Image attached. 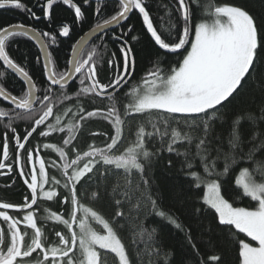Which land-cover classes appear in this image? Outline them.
Returning a JSON list of instances; mask_svg holds the SVG:
<instances>
[{
    "label": "snow or ice",
    "instance_id": "6c2138e0",
    "mask_svg": "<svg viewBox=\"0 0 264 264\" xmlns=\"http://www.w3.org/2000/svg\"><path fill=\"white\" fill-rule=\"evenodd\" d=\"M89 3L37 0L38 15L24 0H0V10L48 24L0 27V176L9 178L6 187L23 186L22 202L0 200V264H175L159 227L147 223L153 217L195 255L180 264H225L214 231L235 249L236 264H264V99L259 115L229 108L250 82L264 95L256 76L264 78V13L243 3L168 0L153 16L150 0H113L116 11L105 18L104 0L89 33L99 42L78 40L59 70L52 49L87 22ZM61 5L73 10L71 22L56 19ZM133 15L139 31L127 23ZM113 25L120 31L109 33ZM18 38L38 46L44 84L13 55ZM145 41L153 56L137 79V45ZM12 76L23 84L18 93L7 86ZM164 153L180 160L204 224L195 237L162 206L154 167ZM245 199L248 206H238ZM105 200L111 216L98 207Z\"/></svg>",
    "mask_w": 264,
    "mask_h": 264
},
{
    "label": "trees",
    "instance_id": "16d2710c",
    "mask_svg": "<svg viewBox=\"0 0 264 264\" xmlns=\"http://www.w3.org/2000/svg\"><path fill=\"white\" fill-rule=\"evenodd\" d=\"M24 2L32 7L34 11L39 15L41 9L37 5V0H24ZM219 3L229 2V3H243L255 14L264 13V5L261 4L260 0H217ZM168 3V0H150V13L156 16L162 9L158 8V5ZM104 5V2L93 3L90 2L83 10L87 15V22L78 26L72 33L71 38L64 39L61 38L60 45L52 49L54 54V59L58 62L59 70H63L66 66L67 60L71 55V47L78 40H80L84 35L91 31V28L95 26L98 17L94 16V6ZM116 11L113 1H107V4L103 8V16L105 18L110 17ZM55 16L58 21L71 22L74 19L73 10L67 8L66 6H58L55 8ZM23 22L25 25L35 26L39 30H48V24L46 21H35L30 19L24 13L17 10H0V27L7 26L12 23ZM127 23L135 26L137 31L141 28V20L137 15H133ZM115 31L119 32L120 27ZM106 41H109V49L115 50L116 43L110 41V35L105 37ZM99 42V38L94 40L92 43ZM15 51L13 55L22 63H26L27 69L33 76L34 80L38 84L45 83V76L43 70V61L41 55L36 48V46L25 38H18L17 44L14 45ZM137 50L139 52V59L137 63L136 78L139 79L140 75L143 74L149 67L151 58L153 56V50L151 45L145 41L137 45ZM26 57V62L24 58ZM39 61V62H38ZM169 62H174L170 60ZM257 78L260 79L261 83L264 84V78L258 72L256 74ZM109 77V70L107 65L100 71V79L102 82H106ZM7 86L13 93H18L23 84L15 76L9 77L7 80ZM264 99V95L250 82L245 86V91L242 92L236 100L229 105V108L233 113L245 112L247 110H253L258 113V105L261 100ZM260 128L264 130V122L260 124ZM22 132V127L19 129ZM227 128L223 129L225 136L227 135ZM241 131L244 137L247 139L251 135V129L249 123L245 122L241 126ZM127 135V131H126ZM259 155V154H258ZM172 160V166L169 167L167 161ZM6 182H9L7 176H0V200L8 202H22V190L23 186L21 182L13 185L11 188L6 187ZM154 183L156 189H158L159 194L162 196V206L167 211H174L180 219L183 220L184 224L192 228L194 237L198 230L204 228V224H201L198 218L193 214V209L195 205L189 198V193L187 191L185 180L180 171V160L173 154L164 153L159 161L154 167ZM154 189V190H156ZM51 203V202H49ZM238 206H248L247 199L238 202ZM58 206L52 204V210H55ZM98 207L103 211L106 216H111L113 213L112 205L109 201L105 200L101 202ZM148 225L158 226L160 229L159 239L163 245L168 249H173L175 251V264H180L184 259L191 257L193 260L196 259L195 255L192 253L191 249L188 248L184 242L183 236L176 233L170 226L163 225L158 218H151L147 221ZM207 223V221H205ZM213 228L215 229V224L213 223ZM208 234L205 233V236ZM241 236L243 234H240ZM213 240L218 242V249L223 253V259L225 264H236L237 253L235 249L230 244H224L220 241L218 235L213 232ZM124 242L129 244L128 236H124ZM197 245L200 247L201 254L207 255V250L199 240L196 241ZM254 243V242H253ZM129 251H132L131 245H129ZM211 264V262H209Z\"/></svg>",
    "mask_w": 264,
    "mask_h": 264
},
{
    "label": "water",
    "instance_id": "95a60500",
    "mask_svg": "<svg viewBox=\"0 0 264 264\" xmlns=\"http://www.w3.org/2000/svg\"><path fill=\"white\" fill-rule=\"evenodd\" d=\"M107 1H113V0H107ZM90 2H93V3H101V2H104V0H90ZM120 26H117V25H113V26H111L110 27V29H109V32H112L113 30H116L117 28H119ZM89 33L90 32H88L86 35H84L82 38L83 39H85V40H89ZM97 38H99V36H96V37H93V38H91V40H89V42L90 43H92L94 40H96ZM64 39H66V38H64ZM35 46H36V48L38 49V51H39V53H40V50H39V48H38V46L34 43V42H32ZM40 55H41V58H42V54L40 53ZM42 61H43V58H42ZM17 78V77H16ZM18 79V78H17ZM19 80V79H18Z\"/></svg>",
    "mask_w": 264,
    "mask_h": 264
},
{
    "label": "flooded vegetation",
    "instance_id": "af4514ba",
    "mask_svg": "<svg viewBox=\"0 0 264 264\" xmlns=\"http://www.w3.org/2000/svg\"><path fill=\"white\" fill-rule=\"evenodd\" d=\"M109 33H111V32H109Z\"/></svg>",
    "mask_w": 264,
    "mask_h": 264
}]
</instances>
